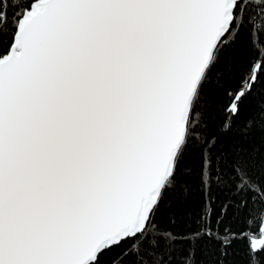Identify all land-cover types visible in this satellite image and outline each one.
<instances>
[{
    "label": "snow or ice",
    "instance_id": "obj_1",
    "mask_svg": "<svg viewBox=\"0 0 264 264\" xmlns=\"http://www.w3.org/2000/svg\"><path fill=\"white\" fill-rule=\"evenodd\" d=\"M238 38L214 129L202 90ZM250 97L245 133L264 127V0H0V264H201L209 244L264 264V171L215 151ZM189 151L181 231L156 217Z\"/></svg>",
    "mask_w": 264,
    "mask_h": 264
},
{
    "label": "trees",
    "instance_id": "obj_2",
    "mask_svg": "<svg viewBox=\"0 0 264 264\" xmlns=\"http://www.w3.org/2000/svg\"><path fill=\"white\" fill-rule=\"evenodd\" d=\"M245 46L243 38H238L235 43L224 47L220 53L219 63L215 66L209 79L205 82L202 90L205 110L208 113L210 125L215 129L221 124V117L217 114L218 107L223 97V89L230 82V78L236 67L250 55ZM259 97H250L242 103L240 117L232 129L220 136L215 151L221 154L232 156L241 153L250 156L255 165V172L260 174L264 169V127L259 123L248 132H243L244 121L257 110ZM180 168L185 172L187 184L184 190H169L165 193L157 213V221L165 227L184 229V223L192 206L200 197L198 156L189 151L181 161ZM214 195L217 196V210L221 202L228 200L227 190H218L213 186ZM175 221V224L172 223ZM239 221L234 223V227ZM198 258L201 264H244L245 257L240 246L234 245L228 249V255L223 256L215 245H206L199 253Z\"/></svg>",
    "mask_w": 264,
    "mask_h": 264
}]
</instances>
